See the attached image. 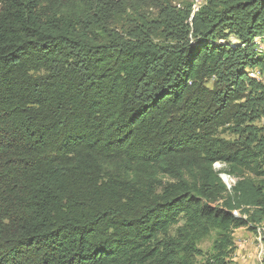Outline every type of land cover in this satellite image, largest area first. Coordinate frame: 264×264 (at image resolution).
I'll return each instance as SVG.
<instances>
[{
  "label": "trees",
  "instance_id": "obj_1",
  "mask_svg": "<svg viewBox=\"0 0 264 264\" xmlns=\"http://www.w3.org/2000/svg\"><path fill=\"white\" fill-rule=\"evenodd\" d=\"M173 1L0 0V264H230L263 226L264 0Z\"/></svg>",
  "mask_w": 264,
  "mask_h": 264
},
{
  "label": "rangeland",
  "instance_id": "obj_2",
  "mask_svg": "<svg viewBox=\"0 0 264 264\" xmlns=\"http://www.w3.org/2000/svg\"><path fill=\"white\" fill-rule=\"evenodd\" d=\"M185 2L194 3V0H183ZM200 0H196L199 2ZM204 1V0H203ZM153 2L154 0H132V6L136 9L137 14H143L144 16L153 15L156 10L153 9ZM181 0L173 1V4L178 5ZM264 117L260 120V125L264 126ZM214 171L218 174L221 178L222 182L225 184L226 189L228 192L232 191V188L237 183V178L235 175L228 172V168L225 163L216 162L213 165ZM228 178V185L223 181L222 178L225 176ZM235 215H238V211L234 212ZM263 235H264V224L260 226L256 232L247 228L241 227L237 228L233 231V241L235 245V249L232 252L230 258V264H262V258L264 255V242H263ZM212 236L202 240L199 243V247L204 250L208 251L211 243H212Z\"/></svg>",
  "mask_w": 264,
  "mask_h": 264
},
{
  "label": "bare ground",
  "instance_id": "obj_3",
  "mask_svg": "<svg viewBox=\"0 0 264 264\" xmlns=\"http://www.w3.org/2000/svg\"><path fill=\"white\" fill-rule=\"evenodd\" d=\"M261 41H264V37L257 39L256 44H255V51L256 53L260 54V55H264V46H261ZM256 72L252 73V70H250V75L252 77H254L255 79H257L258 81H261L264 84V67L262 69H258L255 68ZM264 122V121H263ZM225 176L223 179V181L228 185L229 187V183H228V178L226 176L228 175H223Z\"/></svg>",
  "mask_w": 264,
  "mask_h": 264
},
{
  "label": "built area",
  "instance_id": "obj_4",
  "mask_svg": "<svg viewBox=\"0 0 264 264\" xmlns=\"http://www.w3.org/2000/svg\"><path fill=\"white\" fill-rule=\"evenodd\" d=\"M261 46H264V41H261ZM256 72V69H252V73Z\"/></svg>",
  "mask_w": 264,
  "mask_h": 264
}]
</instances>
